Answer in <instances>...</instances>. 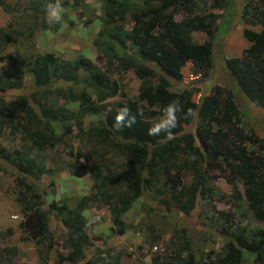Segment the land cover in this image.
Wrapping results in <instances>:
<instances>
[{
	"label": "trees",
	"instance_id": "obj_1",
	"mask_svg": "<svg viewBox=\"0 0 264 264\" xmlns=\"http://www.w3.org/2000/svg\"><path fill=\"white\" fill-rule=\"evenodd\" d=\"M198 1L206 2L105 0V24H115L110 31L107 29L106 47L123 67L133 69L142 81L138 98L120 101L114 107L101 105L118 94V85L90 58L66 60L51 52L37 53L31 59L10 53L0 55V61L5 62L0 70V133L10 129L31 143L14 155L3 154L15 167L18 183L25 188L19 199L23 213L20 227L49 254L56 248L57 236L50 222V215L55 212L68 231L63 240V248L68 253L60 256V263L78 264L84 258L85 249L92 245L84 211L93 205L108 207L112 222L122 235L127 229L123 217L140 197L153 191L158 197L165 194L167 199H160L163 204L191 214L201 197H210L213 188L209 181L217 171L228 172L226 178L231 184L241 181L253 215L264 221V138L243 123L233 90L216 84L196 107H187L193 95L191 91L171 90L172 80L183 79L182 68L187 61L191 62L194 73L204 77L213 68L212 43L219 21L216 14L200 13ZM48 2L0 0V7L10 14L22 10L31 12L28 18H31L33 34L32 27L36 24L44 29L49 27L45 17ZM21 4L23 7H19ZM255 4L252 0L246 2L242 13L246 24L243 34L249 46L241 55L226 58L225 64L232 80L251 103L264 109V10ZM215 5L222 7L223 3L217 0ZM179 7L190 13L177 21L171 10ZM129 17L131 26L125 29L122 24ZM197 32L206 35L204 42L195 39ZM0 40L13 42L4 29H0ZM147 62L154 63L160 71ZM27 72L33 75L37 89L30 95L19 94L7 99L8 91L23 88ZM53 92L64 103L79 101L81 116L87 112L97 115L101 108L104 110L87 128L78 121L85 148L76 154L72 169L79 177H91L92 192L75 206L53 201L50 209L45 210V199L37 182L52 170L40 160L39 154L33 153L53 148L59 138L54 124L63 120L66 108L51 100ZM173 101L183 109L176 113V127L170 134L162 131L158 136L149 135V128L154 126L153 117L166 111ZM154 107L159 110L150 109ZM124 109L135 117L136 123L117 130L114 123ZM189 110L194 115L186 117ZM196 117V130L185 132L184 124H191ZM186 172L192 175L189 185L184 180ZM158 263L264 264V229L248 231L240 227L225 240L222 252L207 263L198 259L192 250L185 258L178 253L173 262Z\"/></svg>",
	"mask_w": 264,
	"mask_h": 264
},
{
	"label": "rangeland",
	"instance_id": "obj_2",
	"mask_svg": "<svg viewBox=\"0 0 264 264\" xmlns=\"http://www.w3.org/2000/svg\"><path fill=\"white\" fill-rule=\"evenodd\" d=\"M216 1L197 2L200 13L216 14V20L219 21L212 43L213 68L209 75L204 77L194 73L191 62L187 61L182 68L183 79L172 80L171 90L191 91L193 95L187 107H196L211 93L214 85L231 88L238 99L243 123L264 138V109L251 103L232 80L225 64L226 58L241 55L249 46L243 34L246 24L242 18L244 5L249 0H220L222 7L215 5ZM252 1L264 10V0ZM61 2L65 9L63 22L57 26L49 25L46 29L42 28L41 24H36V28L32 27L33 34L29 20L31 18H28V13L31 12L22 10L10 14L0 7V29L9 32L10 38L13 39L11 43L0 40V55L10 53L31 59L37 53L51 52L66 60H76L84 56L105 70L110 79L118 85V94L109 97L104 105H101L103 108L138 98L141 79L133 69L123 67L106 47L107 29L110 31L115 24H105V0ZM22 4L19 7H23ZM171 11L177 21L183 20L190 13L182 7ZM130 22L129 17L122 27L129 29ZM194 36L200 43L206 40V35L202 32H197ZM4 63L0 61V70ZM147 65L160 71L154 63L147 62ZM36 89L33 75L27 72L23 88L8 91L5 96L7 99H13L19 94L30 95ZM87 91L94 96L91 89ZM51 100L57 105L65 106L66 112L63 120L54 124L59 136L55 146L39 153L34 150L33 153L39 154L40 160L52 170L37 182L38 189L45 199V210L50 209L49 205L53 201L58 205L67 203L75 206L83 196L92 192L91 177H79L72 169V165L77 161L76 154L85 148L78 132V121L81 120L87 128L104 110L101 108L97 115L87 112L81 116L82 106L79 101L64 103L65 100L57 92H53ZM150 109L159 110L157 107ZM165 117L166 111H162L153 117L152 122L155 125ZM197 122L196 117L191 124H184L185 132H194ZM23 137L21 133L14 134L10 129L0 133V264H71L67 261L59 262L60 256L68 253V250L63 248V240L68 231L55 212L51 213L50 222L57 236L56 248L49 254H46L39 241L20 227L23 213L19 199L25 188L18 183L15 167L3 154L14 155L16 151L26 150L31 143ZM227 174L228 172H216V176L209 181L213 188L210 197H201L196 208L188 215L176 207L163 204L161 200L167 199L165 194L158 197L157 192H148L136 200L124 215L127 229L122 235L117 232L107 206L95 204L88 208L84 215L88 220L87 233L92 245L85 249L84 258L78 264H159L158 261L173 262L178 253L185 258L189 250L194 251L203 262L215 259L222 252L225 240L240 227H245L248 231L264 229V221L257 220L247 204L241 181L231 184L226 178ZM184 175L185 183L189 185L192 175L190 172Z\"/></svg>",
	"mask_w": 264,
	"mask_h": 264
},
{
	"label": "clouds",
	"instance_id": "obj_3",
	"mask_svg": "<svg viewBox=\"0 0 264 264\" xmlns=\"http://www.w3.org/2000/svg\"><path fill=\"white\" fill-rule=\"evenodd\" d=\"M64 12L65 9L61 0H54V2L53 0H49L45 9L46 22L49 25L61 24L63 22ZM181 111H183V109L181 108L178 102L173 101L172 103H170L166 110V117L162 119L159 123L150 127L148 130V134L151 136H158L162 131L170 134L171 129L175 128L177 125L176 113ZM193 115L194 113L191 110L185 113L186 117ZM135 123V117L129 116L127 109H124L121 111L120 114H118L114 123V127L117 130L122 127L130 128Z\"/></svg>",
	"mask_w": 264,
	"mask_h": 264
},
{
	"label": "built area",
	"instance_id": "obj_4",
	"mask_svg": "<svg viewBox=\"0 0 264 264\" xmlns=\"http://www.w3.org/2000/svg\"><path fill=\"white\" fill-rule=\"evenodd\" d=\"M155 249H157V247H155Z\"/></svg>",
	"mask_w": 264,
	"mask_h": 264
}]
</instances>
